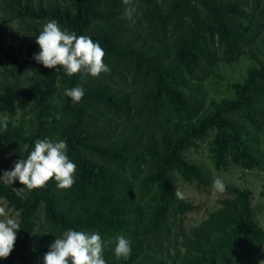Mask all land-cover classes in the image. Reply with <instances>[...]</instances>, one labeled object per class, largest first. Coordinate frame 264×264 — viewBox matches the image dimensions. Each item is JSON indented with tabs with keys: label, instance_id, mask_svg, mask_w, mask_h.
Wrapping results in <instances>:
<instances>
[{
	"label": "trees",
	"instance_id": "trees-1",
	"mask_svg": "<svg viewBox=\"0 0 264 264\" xmlns=\"http://www.w3.org/2000/svg\"><path fill=\"white\" fill-rule=\"evenodd\" d=\"M3 1L5 20L19 26L6 41L0 24V151L13 153L14 167L36 140H64L76 165L68 189L50 179L21 195L0 182V200L20 225L9 264H36L32 257L44 264L50 244L70 229L99 233L106 264H256L264 229L251 190L228 188L218 208L186 227L194 207L177 199L173 179L210 184L186 157L204 140L215 171L264 169V38L263 60L251 51L264 28V0H131L134 23L122 18V0ZM52 19L99 43L110 71L69 77L37 63L36 36ZM241 58L256 65L228 84L232 96L208 98L203 82L217 80L215 65ZM78 85L85 94L73 104L64 93ZM40 211L45 242L30 247ZM119 236L131 243L127 259L115 256Z\"/></svg>",
	"mask_w": 264,
	"mask_h": 264
},
{
	"label": "clouds",
	"instance_id": "clouds-1",
	"mask_svg": "<svg viewBox=\"0 0 264 264\" xmlns=\"http://www.w3.org/2000/svg\"><path fill=\"white\" fill-rule=\"evenodd\" d=\"M125 8L124 16L135 22L133 17L136 9L131 6V0H122ZM36 44L39 53L34 55L37 63L48 69L62 68L69 76L80 73L82 76L98 77L110 69L105 65L104 49L99 43L85 35L77 36L68 30H61L55 19L44 26L38 36ZM32 71L29 70V75ZM65 96L70 97L73 104L79 103L84 97L82 86H75L65 90ZM6 128V123L4 124ZM28 145L24 146L27 151ZM67 143L64 140L49 138L35 141L32 150L25 159L14 163L11 171L3 173L7 184L19 181L27 190L44 188L50 179L57 182L59 189L71 188L75 182L76 165L67 156ZM213 188L217 193H224L226 185L220 178H216ZM177 199H183V193L176 189ZM0 258H7L12 252L16 241L17 230L20 225L16 219L8 217L4 207H0ZM103 241L99 233H85L83 231L67 230L61 238H56L50 244L48 252L43 257L44 264H106L102 256ZM114 253L117 259H127L131 253V243L124 236L117 237ZM259 264H264V260Z\"/></svg>",
	"mask_w": 264,
	"mask_h": 264
},
{
	"label": "rangeland",
	"instance_id": "rangeland-1",
	"mask_svg": "<svg viewBox=\"0 0 264 264\" xmlns=\"http://www.w3.org/2000/svg\"><path fill=\"white\" fill-rule=\"evenodd\" d=\"M54 1L60 3H69L70 0H34V3L41 2L43 5H48ZM5 3L2 0L0 2V24L6 26L4 38L9 41L11 38L12 30L18 29L17 22L5 20L7 17L4 15L7 12L4 8ZM2 7V8H1ZM264 22V20H262ZM261 34L257 39L256 44L251 48V51L255 54L256 58L263 60L261 51L263 47L260 40L264 38V28H261ZM39 47V46H38ZM256 62L251 59L241 58L236 63L227 65L222 62H218L215 65V74L218 77L217 80L212 83L209 79L204 80L203 89L205 90L207 97L214 100H219L224 97H231V90L228 88V84L235 82H242L245 77V73L250 66H255ZM2 70L0 69V73ZM0 75V80H2ZM5 116H0V120H4ZM3 123H0V131H2ZM260 146L264 151V117L261 120L260 129ZM207 142L204 140L199 142L198 150L194 151L190 149L187 152L186 157L200 165L206 170L210 184L207 186L198 187L195 183H183L177 176H174L173 184L175 186V191L178 189L183 193L184 200L193 205L194 210L186 215L185 226L193 227L200 223L203 219L207 217L208 212L215 210L219 207L220 202L229 197L227 191L230 187H236L240 189L248 188L252 192V207L254 211V217L258 224L264 229V169L254 170L252 172L238 169L232 166L226 171H215L212 166L210 155L207 151ZM13 155L12 152L0 151V176L6 171H11L13 166L9 163V158ZM216 178L222 179L226 185V191L224 193H217L213 188V183ZM0 182H5L3 178H0ZM10 185V184H9ZM11 186L18 194H25L26 187L19 183V181H14ZM0 207H4L5 211L8 213V217L18 220L17 214L12 212V209L8 205L0 200ZM6 217H0V219H5ZM35 230L33 237L29 242L30 247H40L41 244L45 242L46 225L43 213L40 211L36 216ZM32 260L36 264H43L40 260L32 257ZM264 260V246L259 248L254 256V261L259 264L260 261ZM10 256L7 258H0V264H9Z\"/></svg>",
	"mask_w": 264,
	"mask_h": 264
}]
</instances>
